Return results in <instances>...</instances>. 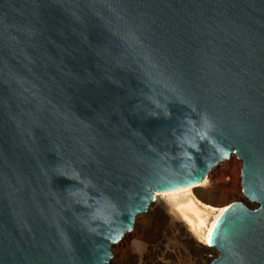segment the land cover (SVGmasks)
<instances>
[{
  "label": "water",
  "instance_id": "95a60500",
  "mask_svg": "<svg viewBox=\"0 0 264 264\" xmlns=\"http://www.w3.org/2000/svg\"><path fill=\"white\" fill-rule=\"evenodd\" d=\"M232 155L210 264H264V0H0V264H108Z\"/></svg>",
  "mask_w": 264,
  "mask_h": 264
},
{
  "label": "bare ground",
  "instance_id": "6f19581e",
  "mask_svg": "<svg viewBox=\"0 0 264 264\" xmlns=\"http://www.w3.org/2000/svg\"><path fill=\"white\" fill-rule=\"evenodd\" d=\"M233 160H238L235 155L225 162L231 163ZM223 164L225 163L215 167L198 184L155 193L146 212L136 217L133 229L113 246L112 259L108 264H121L139 249L138 254L142 255L146 249L151 248L153 241L157 243L153 248L158 245L164 250L162 253H167L169 239L184 241L194 260L210 264L216 257V251L209 246V236L216 221L230 204H223L216 182L218 173L224 170L221 167ZM229 198L233 201L244 200L240 203H246L241 194L231 193Z\"/></svg>",
  "mask_w": 264,
  "mask_h": 264
},
{
  "label": "rangeland",
  "instance_id": "374dc122",
  "mask_svg": "<svg viewBox=\"0 0 264 264\" xmlns=\"http://www.w3.org/2000/svg\"><path fill=\"white\" fill-rule=\"evenodd\" d=\"M223 163L225 164L221 167L224 170L218 173L216 180L223 204L244 202V200L233 201V199H228V195L231 193L241 194L243 197L240 185L241 163L238 160H233L231 163ZM169 243L170 247L166 248L168 250L167 253H162L164 250L158 245L153 248L157 244L153 241L150 244L151 248L146 249L142 255H140L141 253L138 254L139 249L137 253L135 252L134 255L127 257L121 264H202L194 260L189 246L184 241L177 242L169 239ZM209 256L212 257V254Z\"/></svg>",
  "mask_w": 264,
  "mask_h": 264
}]
</instances>
